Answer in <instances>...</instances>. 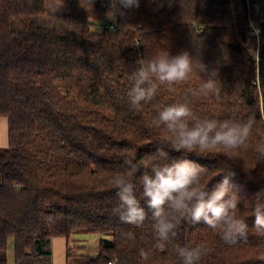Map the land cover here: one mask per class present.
Segmentation results:
<instances>
[{"label":"trees","instance_id":"1","mask_svg":"<svg viewBox=\"0 0 264 264\" xmlns=\"http://www.w3.org/2000/svg\"><path fill=\"white\" fill-rule=\"evenodd\" d=\"M74 2L0 0V264H264V0Z\"/></svg>","mask_w":264,"mask_h":264},{"label":"rangeland","instance_id":"2","mask_svg":"<svg viewBox=\"0 0 264 264\" xmlns=\"http://www.w3.org/2000/svg\"><path fill=\"white\" fill-rule=\"evenodd\" d=\"M48 11L45 16L39 18V21L51 28L77 30L80 27L81 20V8L75 4L74 0H67L63 3H59L56 0H47ZM95 29H100L96 27ZM0 119V149L3 150L4 144H1L2 134L5 132V118ZM2 126V128H1ZM112 233L106 234H91L86 231H77L73 233L69 239L68 244L77 247V253L82 255H94L96 253V246L101 241L111 240ZM52 239V244H53ZM50 244L51 260L50 264H64V257L59 256L58 252L63 250V247L55 242L54 246ZM7 264H14V246L10 242L7 249Z\"/></svg>","mask_w":264,"mask_h":264},{"label":"crops","instance_id":"3","mask_svg":"<svg viewBox=\"0 0 264 264\" xmlns=\"http://www.w3.org/2000/svg\"><path fill=\"white\" fill-rule=\"evenodd\" d=\"M0 119L4 120L2 118H0ZM5 120H6V123H5V132L6 133L4 134V136L2 134V137H1V139H2L1 144H4V148H6L8 145V141H7V119L5 118ZM1 128H2V126H1ZM55 242H57L58 245L63 247V250L61 252H58V255L65 257V252H66V248L68 245V240L65 238H59L58 237V238H55V240H53V244H52V240H51L50 244H52L54 246Z\"/></svg>","mask_w":264,"mask_h":264},{"label":"built area","instance_id":"4","mask_svg":"<svg viewBox=\"0 0 264 264\" xmlns=\"http://www.w3.org/2000/svg\"><path fill=\"white\" fill-rule=\"evenodd\" d=\"M112 27V26H111ZM254 33L257 35L258 34V30L256 28H254Z\"/></svg>","mask_w":264,"mask_h":264}]
</instances>
